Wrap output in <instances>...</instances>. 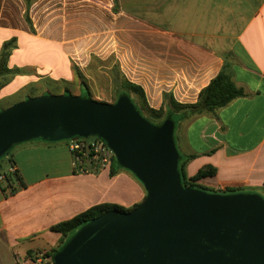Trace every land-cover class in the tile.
I'll use <instances>...</instances> for the list:
<instances>
[{"label":"crops","instance_id":"1","mask_svg":"<svg viewBox=\"0 0 264 264\" xmlns=\"http://www.w3.org/2000/svg\"><path fill=\"white\" fill-rule=\"evenodd\" d=\"M107 5L116 37L129 41L123 71L143 87L155 109L163 105L164 93L180 103L196 102L228 59L247 95L217 117L180 121L175 143L180 154L195 155L185 166L188 177L208 166L215 169L197 183L264 193V0H109ZM12 37L17 47L7 64L13 72L6 76L13 78L0 76L6 80L0 104L18 92L26 95L44 79L72 80L64 41L41 38L30 24L22 30L0 24V51ZM11 157L15 164L7 171L17 170L22 182L10 186L0 178V264H33L37 253L59 245L62 235L51 230L53 225L100 203L129 208L146 195L142 183L117 166L114 175L111 165L75 171L67 140L17 143Z\"/></svg>","mask_w":264,"mask_h":264},{"label":"water","instance_id":"2","mask_svg":"<svg viewBox=\"0 0 264 264\" xmlns=\"http://www.w3.org/2000/svg\"><path fill=\"white\" fill-rule=\"evenodd\" d=\"M174 130L170 119L150 122L128 96L46 93L0 111V158L31 139L97 138L147 193L135 209L81 227L53 264H264V197L184 186Z\"/></svg>","mask_w":264,"mask_h":264},{"label":"rangeland","instance_id":"3","mask_svg":"<svg viewBox=\"0 0 264 264\" xmlns=\"http://www.w3.org/2000/svg\"><path fill=\"white\" fill-rule=\"evenodd\" d=\"M26 2L0 0V24L19 30L30 24L41 38L53 37L64 41L62 44L67 46V56L72 66L76 67L70 82L44 79L41 84L27 88L26 95L62 94L66 90L87 98L89 95L81 89L83 82L93 99L114 102L119 92L118 79L125 75L122 62L129 58V41L116 37L113 17L107 13L109 0H35L29 8ZM85 15L91 19L86 20ZM85 24H90L89 29L79 31ZM68 27L77 28L78 31L70 34ZM6 77L12 79L13 75ZM26 95L18 92L0 107L21 101ZM87 167L90 169L85 171H95L89 165ZM9 168L6 158L0 160L1 172ZM28 176L31 178L34 175ZM246 190L261 192L254 188Z\"/></svg>","mask_w":264,"mask_h":264},{"label":"trees","instance_id":"4","mask_svg":"<svg viewBox=\"0 0 264 264\" xmlns=\"http://www.w3.org/2000/svg\"><path fill=\"white\" fill-rule=\"evenodd\" d=\"M26 1H27L26 2L27 7L29 8L35 0H26ZM16 47H17V37H12L10 40L4 42L2 49L0 51V76H6L7 74L13 72L11 69L8 68L7 64L12 51ZM227 60L228 59H226V62L224 63L222 70L210 81V83L206 87H204L200 91L198 100L194 103H180L173 98L172 94L164 93L163 105L159 109H155L149 105L143 87L135 82H132L123 74L122 77L118 79L119 92L113 103H116L117 100L122 96H128L132 100L138 111L146 119L159 126L162 125L168 119L172 120L176 126L180 121L186 118H192L203 115L210 117H217L220 109L229 105L235 99L247 95L245 89L242 86H239L235 82L233 73L231 71L230 63ZM72 68L73 71L76 69L75 66H73ZM45 81L57 82L56 80H52V79H45ZM5 82L6 80L0 81V88L5 84ZM81 89L82 90L84 89L85 94H88L89 98H92L89 92V88L83 82L81 83ZM63 93L72 94V92L66 90ZM80 96H82V94ZM28 97H32V96L27 95L24 99H27ZM6 107L8 106L0 107V111ZM76 138H83V137L75 136L73 139ZM194 157H195L194 154L185 155V156L180 154L178 169L182 176V183L184 186L202 188L209 192H216L222 194L241 193V192L260 193L264 197L263 192H255V191L253 192L246 190V188H242V187H228L222 190V189H214L197 183L199 179L214 174L215 169L208 166L198 171V173H196L194 176L188 177L185 171V166ZM4 158L8 160L10 167L14 166L15 163L11 157V150L8 154L2 156L0 160ZM87 164L91 167V169H94L95 171L97 168H99V167H95L94 164L88 159V157L83 159V164H82L83 167L81 166V168L83 170L90 169L87 167L88 166ZM115 166H117L119 169H125L124 167L121 166V164L117 161L115 155L113 154L112 162L110 166L111 167L110 175L115 174L116 172L114 169ZM79 169L75 168V171H79ZM129 172L136 178V176L131 171ZM0 176H4L10 186H12L14 183L22 182L19 172L17 170H13V171L9 170L5 172L0 171ZM139 204L140 203H137L132 207L126 208L115 203H100L89 207L88 209L75 215L71 219L53 225L51 227V230L60 233L62 235V239L60 240V243L57 247H54L46 251V255L53 258L62 249V247L80 230V228L83 227L88 222H90L91 220L108 212H111L113 210L131 211L136 207H138Z\"/></svg>","mask_w":264,"mask_h":264},{"label":"built area","instance_id":"5","mask_svg":"<svg viewBox=\"0 0 264 264\" xmlns=\"http://www.w3.org/2000/svg\"><path fill=\"white\" fill-rule=\"evenodd\" d=\"M69 147L74 159L75 168L80 167V172H87L81 168L83 159H88L95 167L106 168L111 165L113 152L100 139L97 138H76L69 140ZM83 167V166H82ZM1 179L5 178L0 176ZM33 264H53L52 258L46 252L37 253L32 261Z\"/></svg>","mask_w":264,"mask_h":264}]
</instances>
